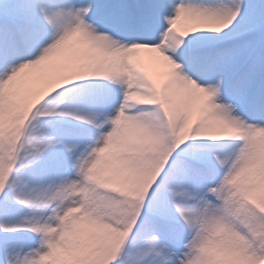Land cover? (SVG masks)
Masks as SVG:
<instances>
[{
    "label": "snow or ice",
    "instance_id": "6c2138e0",
    "mask_svg": "<svg viewBox=\"0 0 264 264\" xmlns=\"http://www.w3.org/2000/svg\"><path fill=\"white\" fill-rule=\"evenodd\" d=\"M0 264H264V0H0Z\"/></svg>",
    "mask_w": 264,
    "mask_h": 264
}]
</instances>
